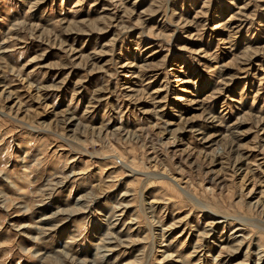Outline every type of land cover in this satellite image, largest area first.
I'll use <instances>...</instances> for the list:
<instances>
[{
	"label": "rangeland",
	"instance_id": "obj_1",
	"mask_svg": "<svg viewBox=\"0 0 264 264\" xmlns=\"http://www.w3.org/2000/svg\"><path fill=\"white\" fill-rule=\"evenodd\" d=\"M0 264H264V0H0Z\"/></svg>",
	"mask_w": 264,
	"mask_h": 264
}]
</instances>
